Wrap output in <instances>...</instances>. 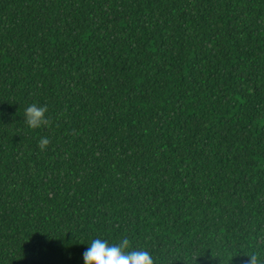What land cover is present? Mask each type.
<instances>
[{
  "label": "trees",
  "instance_id": "trees-1",
  "mask_svg": "<svg viewBox=\"0 0 264 264\" xmlns=\"http://www.w3.org/2000/svg\"><path fill=\"white\" fill-rule=\"evenodd\" d=\"M93 238L264 264V0H0V264Z\"/></svg>",
  "mask_w": 264,
  "mask_h": 264
},
{
  "label": "clouds",
  "instance_id": "clouds-1",
  "mask_svg": "<svg viewBox=\"0 0 264 264\" xmlns=\"http://www.w3.org/2000/svg\"><path fill=\"white\" fill-rule=\"evenodd\" d=\"M46 105H29L24 112L26 124L31 128H40L49 123L45 113ZM49 144L47 137H41L38 148L44 151ZM82 253L83 264H155L152 255L146 250H131L127 238L116 243H109L107 239L93 238ZM254 258L251 257V264Z\"/></svg>",
  "mask_w": 264,
  "mask_h": 264
}]
</instances>
